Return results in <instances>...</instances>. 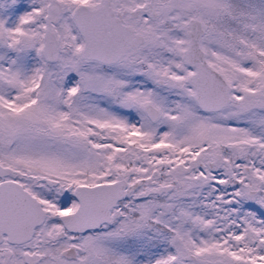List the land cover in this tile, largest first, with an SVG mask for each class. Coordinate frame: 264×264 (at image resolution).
Returning a JSON list of instances; mask_svg holds the SVG:
<instances>
[{
	"label": "snow or ice",
	"instance_id": "obj_1",
	"mask_svg": "<svg viewBox=\"0 0 264 264\" xmlns=\"http://www.w3.org/2000/svg\"><path fill=\"white\" fill-rule=\"evenodd\" d=\"M0 264H264V0H0Z\"/></svg>",
	"mask_w": 264,
	"mask_h": 264
}]
</instances>
